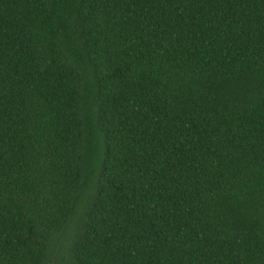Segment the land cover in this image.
Masks as SVG:
<instances>
[{
  "label": "trees",
  "instance_id": "1",
  "mask_svg": "<svg viewBox=\"0 0 264 264\" xmlns=\"http://www.w3.org/2000/svg\"><path fill=\"white\" fill-rule=\"evenodd\" d=\"M0 264H264V0H0Z\"/></svg>",
  "mask_w": 264,
  "mask_h": 264
}]
</instances>
